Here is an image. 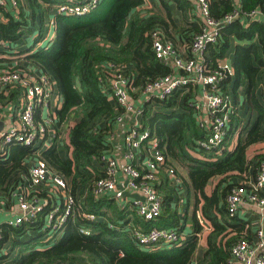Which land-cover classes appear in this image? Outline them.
Masks as SVG:
<instances>
[{
    "label": "trees",
    "instance_id": "16d2710c",
    "mask_svg": "<svg viewBox=\"0 0 264 264\" xmlns=\"http://www.w3.org/2000/svg\"><path fill=\"white\" fill-rule=\"evenodd\" d=\"M64 1L19 0L16 13L0 8V40L4 41L0 43V70L13 63L16 68L34 65L55 81L61 100L55 110L57 137L50 148L7 143L0 149V198L14 203L21 186H30L24 159L39 151L69 181L76 197L74 213L59 234L47 224L49 205L19 226L2 223L0 264H227L233 246L254 234L251 222L229 214L227 197L232 188L256 180L264 161V23L237 19L223 26L218 41L207 49L205 63L217 69L234 48L233 98L237 107L241 104L240 109L255 118L245 131L240 116L234 115L222 150L200 146L208 131L198 124V112L192 106L199 87L187 93L181 87L166 100L143 102L142 124L159 141L166 157L161 181H167L168 170L179 175L177 163L186 166L187 177L179 175L187 189L184 218L194 227V234L181 245L144 249L133 240L130 223L142 229L176 227L180 216L172 205L171 190L164 192L161 215L149 221L123 208L112 196L95 195L97 182L106 176L104 157L113 150L112 136L123 112L110 96L109 65L127 66L131 95L141 101L148 83L173 70L156 58L153 31L160 29L176 47L189 52L202 32V20L198 14L193 20L184 18L183 23L176 20L177 11L196 10L193 0H102L86 15L56 16V38L51 46L21 49L25 36L37 27L41 31L51 6ZM209 1L217 20L237 7L264 11V0ZM23 96L21 87L0 92V119L6 108L17 110ZM42 115L37 106V121ZM61 135L63 144L58 140ZM193 200L195 208L190 213ZM82 213L95 214L97 219L87 220ZM81 226L90 231L81 233ZM205 230H209L207 248L203 258L195 261L198 235Z\"/></svg>",
    "mask_w": 264,
    "mask_h": 264
},
{
    "label": "built area",
    "instance_id": "2783aa9c",
    "mask_svg": "<svg viewBox=\"0 0 264 264\" xmlns=\"http://www.w3.org/2000/svg\"><path fill=\"white\" fill-rule=\"evenodd\" d=\"M193 1L197 14L202 20V32L194 38L189 56H186L185 50L176 47V44L167 39L160 29L153 31L152 49L156 58L170 65L173 70L172 73L148 83L143 90L141 101L131 95L130 79L125 74L127 66L109 65L112 70L110 96L123 109L117 118V124H124L128 120L130 127L123 136L124 161L111 152L104 157L106 176L97 182L95 195L106 194L114 197L123 208L134 210L143 220H153L163 211L164 192L160 189V180L166 162L159 141L142 124L143 102L154 99L166 100L181 87H186V93L192 87H199L200 93L194 99L192 106L198 112V124L208 131L206 138L200 141V146L204 149L222 150L233 116H241V104L237 107L233 98L234 69L231 63L226 61L217 69H209L205 63L207 49L209 45L218 41L222 27L237 19L248 23L251 21L264 23V11L260 8L242 11L237 7L231 14L217 20L211 15L209 0ZM101 2L102 0H67L53 4L45 15L39 41L34 45L33 51L49 47L54 42L56 16L86 15L96 10ZM18 7L19 0H0V8H8L16 13ZM52 11L56 12L55 18L51 15ZM0 43L4 41L0 40ZM14 66L13 63L0 70V92L7 93L12 88L21 87L24 96L19 108L12 112L8 126L0 131V149H3L5 144L12 143L46 150L52 146L57 137L55 110L61 106V100L59 94V97L55 98L56 83L34 65L28 68ZM226 77L230 79L227 82ZM54 98L57 102L53 101ZM240 102H243L242 97ZM37 106L42 110L41 121L36 119ZM205 113L209 116L207 119ZM58 140L63 144L64 137L61 135ZM48 142L49 147L46 148ZM135 159L139 161L138 165L131 163ZM24 162L28 166L30 186H21V189L14 194V203L5 202L0 198V213L14 212L10 218L0 220V225L8 222L10 225L19 226L23 222L32 221L49 205L50 209L46 215L47 224L51 231L59 234L67 219L74 213L76 205V197L71 192L69 181L41 157L40 151L34 157L25 158ZM120 174L123 179L120 178ZM167 177L170 188L167 185L166 188L172 191V202L177 201L174 207L186 212L187 197L181 199L178 196V189L184 186L181 177L173 169L167 171ZM246 204L252 205L258 211L259 218L264 223V161L261 163L256 180H249L245 184L236 186L228 194L227 208L231 216H237V212ZM81 216L90 221L97 219L92 213H82ZM130 225L133 240L144 249L181 245L189 238L184 229L186 228L184 221L183 226L150 229L139 228L133 223ZM79 230L81 233L90 231L89 228L82 226ZM198 236L200 238L201 234ZM227 264H264L263 227L251 238L240 239L233 246Z\"/></svg>",
    "mask_w": 264,
    "mask_h": 264
},
{
    "label": "crops",
    "instance_id": "0c3cea01",
    "mask_svg": "<svg viewBox=\"0 0 264 264\" xmlns=\"http://www.w3.org/2000/svg\"><path fill=\"white\" fill-rule=\"evenodd\" d=\"M172 6L175 7L173 4H172ZM184 15L186 17H184ZM195 15H197V11L195 9L193 11H191V13L188 12V11H184V12L183 11H177L176 12V20H178V23L179 22L183 23L182 21H183L184 18H188L190 20H193V17H195ZM27 37H30V36H28V35L25 36L24 37V41L25 40L27 41ZM183 49H186V48H183ZM183 54H184V51H183ZM185 55L189 56V52L186 51V50H185ZM233 57H234V48H231V50L229 51V53L227 55L226 61L229 62V63H232ZM28 66H31V65H28ZM54 94H55V98L59 97L56 88L54 90ZM55 98L53 99V101L55 100ZM55 101L57 102V100H55ZM8 107H10V106H8ZM13 111H15V110L12 107L6 108L4 110L3 116H2V118L0 120V121L4 122L3 127H7L8 126V123H9V120H10V116H11ZM208 117H209L208 114L205 113V119H207ZM129 127H130V124L128 123V120L124 124H117V126H116V128L114 130L113 136H112L113 150L111 151V154L115 155V157H118L121 161H124L123 154H124V150H125L124 149V144H123V136H124L125 131H127L129 129ZM131 163L134 164V165H138L139 161L137 159H135V160L131 161ZM164 174L165 173L161 172V176L162 177H163ZM120 178L123 179L121 174H120ZM169 184H170L169 181H166V182L163 183L160 180V189H161V191L165 192V190H169L168 188H166V185L169 187ZM178 196L181 199H184V197H187V189H186L185 186L180 187L178 189ZM172 205L174 207V203L173 202H172ZM13 215H14L13 211H10V212H7V213L2 212V213H0V220L10 218ZM237 216L239 218H243V219H246L247 221L251 222V227H252V230L254 231V233L258 229H260L261 227H263V229H264V223L260 220L258 211L252 205H249V204L244 205L237 212ZM180 217L183 219L184 225H186V228L190 229V231H191V233H189L188 236L194 234V227H193L192 223L190 221H188V219L186 220L184 218L185 215H184V217H182V216H180ZM185 221H186V223H185ZM207 234H208V232L204 231V233H202L201 236H200L199 246H198V250H197V253H196L195 261H200L203 258V256H204V253H205L206 248H207V245H206Z\"/></svg>",
    "mask_w": 264,
    "mask_h": 264
},
{
    "label": "rangeland",
    "instance_id": "374dc122",
    "mask_svg": "<svg viewBox=\"0 0 264 264\" xmlns=\"http://www.w3.org/2000/svg\"><path fill=\"white\" fill-rule=\"evenodd\" d=\"M46 6H47V4H46ZM47 7H49V6H47ZM55 13L56 12H54V11L51 12V15H52L53 18H55V16H56ZM184 17H186V16L184 15ZM39 31H40V27H37L36 30L31 33L30 37H27V41L25 40V42H24L25 43V46H23L24 48H21V49H27L31 45L34 46L35 44H37L38 41H39V35H40V32ZM35 41H36V43H35ZM33 50H34V48H33ZM19 51H21V50H19ZM21 59H22L23 62L25 61V59H23V58H21ZM28 67H31V66H26V68H28ZM34 69L35 70H38L36 68H34ZM54 105H55V103H54ZM240 114H241V116H240L241 117V128L242 129H245V131H247V129L249 130V128L253 124L255 118H254V116H251L250 113H248L245 108L241 110ZM47 147H49V142L46 144V148ZM259 149H261V148L256 149V147H253V150L258 151ZM177 166H178V170H179V175H181L183 177H185V176L187 177L186 166L185 165L178 164V163H177ZM174 205L176 207L177 201L174 202ZM194 208H195V203H194V200H193L192 203H191V207H190V213H191V211ZM176 209L179 212V214H181L182 217H184L185 212L179 211L178 208H176ZM179 226H183V219L182 218L180 219ZM185 232L187 234L191 233L190 229H188V228H185Z\"/></svg>",
    "mask_w": 264,
    "mask_h": 264
},
{
    "label": "water",
    "instance_id": "95a60500",
    "mask_svg": "<svg viewBox=\"0 0 264 264\" xmlns=\"http://www.w3.org/2000/svg\"><path fill=\"white\" fill-rule=\"evenodd\" d=\"M3 124H4V122L3 121H0V131H2Z\"/></svg>",
    "mask_w": 264,
    "mask_h": 264
}]
</instances>
